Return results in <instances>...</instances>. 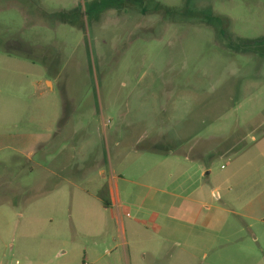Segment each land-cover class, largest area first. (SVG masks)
Listing matches in <instances>:
<instances>
[{
	"label": "rangeland",
	"instance_id": "1",
	"mask_svg": "<svg viewBox=\"0 0 264 264\" xmlns=\"http://www.w3.org/2000/svg\"><path fill=\"white\" fill-rule=\"evenodd\" d=\"M152 146L264 199V0H0V264H126L119 226L188 206ZM258 224L207 264H264Z\"/></svg>",
	"mask_w": 264,
	"mask_h": 264
},
{
	"label": "crops",
	"instance_id": "2",
	"mask_svg": "<svg viewBox=\"0 0 264 264\" xmlns=\"http://www.w3.org/2000/svg\"><path fill=\"white\" fill-rule=\"evenodd\" d=\"M145 151L157 157V166L171 163L177 167L176 180L172 181L175 186L168 190V185H164L168 181L163 176L157 190L173 202L182 200L188 206L162 208L152 216L150 225L139 220L127 227L119 226L126 264H130V256H134L137 264H160L164 259L172 264L174 261L177 264H207L215 246L229 244L243 246L239 253L254 257L253 243L259 237L253 228L258 223L264 224V199L256 202L260 194L257 198L246 200L239 193H232L234 185L242 183L244 178L238 180L232 170H228L222 178L212 180L211 172L205 173L195 164L191 148L186 151L172 148L159 150L152 146ZM118 202L114 182L113 186L107 187L105 203L111 206ZM179 214L187 215V218H176L175 215ZM259 261L256 252V263L259 264Z\"/></svg>",
	"mask_w": 264,
	"mask_h": 264
},
{
	"label": "built area",
	"instance_id": "3",
	"mask_svg": "<svg viewBox=\"0 0 264 264\" xmlns=\"http://www.w3.org/2000/svg\"><path fill=\"white\" fill-rule=\"evenodd\" d=\"M81 264H88L86 261H83Z\"/></svg>",
	"mask_w": 264,
	"mask_h": 264
}]
</instances>
